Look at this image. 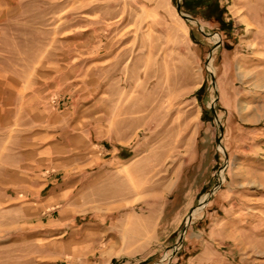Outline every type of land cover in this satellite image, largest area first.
<instances>
[{
	"label": "rangeland",
	"instance_id": "1",
	"mask_svg": "<svg viewBox=\"0 0 264 264\" xmlns=\"http://www.w3.org/2000/svg\"><path fill=\"white\" fill-rule=\"evenodd\" d=\"M220 3L231 32L183 0H0V176L40 131L20 83L106 54L81 93L105 147L49 202L56 228L108 227L114 264H264V0ZM22 199L0 182V264H52L65 234L23 229Z\"/></svg>",
	"mask_w": 264,
	"mask_h": 264
},
{
	"label": "crops",
	"instance_id": "2",
	"mask_svg": "<svg viewBox=\"0 0 264 264\" xmlns=\"http://www.w3.org/2000/svg\"><path fill=\"white\" fill-rule=\"evenodd\" d=\"M86 54H89V50ZM88 60L86 63L69 64L64 72L54 73L51 82L41 88H25L27 85L20 83V102L26 100V113L39 117L40 131L37 136L24 137L22 146L25 151L22 156L18 155L17 167L12 173L6 169L4 175L0 176L3 187H13L27 198L22 199L23 209L20 213H25L32 220L23 223V229L33 230L43 224L48 239L65 234L64 238L55 242L59 244L60 252L49 258L52 264H114L121 249V241L114 239L111 230L97 222L89 210L80 227H76L71 220L56 228L53 216L57 210L52 207L54 203L49 202L58 194L62 197L72 192L69 185L75 179L73 174L60 182L56 173L72 172L69 167L79 164L78 160H89L97 148L105 147V137L100 136L103 134L100 130L102 126L93 123L87 125L90 112L84 110L81 93L88 87L87 81L95 79L90 71L95 67L98 69L105 62L106 54H98L96 59ZM57 97L64 99L63 108L66 110L58 111L52 106L53 99ZM68 100L71 101L70 105ZM42 194L46 196L44 199H41ZM40 213L44 214L46 221L34 220ZM121 219L123 215L119 222Z\"/></svg>",
	"mask_w": 264,
	"mask_h": 264
},
{
	"label": "trees",
	"instance_id": "3",
	"mask_svg": "<svg viewBox=\"0 0 264 264\" xmlns=\"http://www.w3.org/2000/svg\"><path fill=\"white\" fill-rule=\"evenodd\" d=\"M182 8L189 11L194 17H197L200 13L205 14L204 16L209 20L218 22L221 30H229L231 32L233 28V22L227 20V9L221 6L220 0H183Z\"/></svg>",
	"mask_w": 264,
	"mask_h": 264
},
{
	"label": "water",
	"instance_id": "4",
	"mask_svg": "<svg viewBox=\"0 0 264 264\" xmlns=\"http://www.w3.org/2000/svg\"><path fill=\"white\" fill-rule=\"evenodd\" d=\"M177 8H178L179 13L182 14L184 18H186V19H188V20H190V19L195 20L192 16H189V15H187V14H183V13H182V10H181L182 7H181L180 4H178ZM218 45H220V44L218 43ZM218 45H217V46H218Z\"/></svg>",
	"mask_w": 264,
	"mask_h": 264
}]
</instances>
